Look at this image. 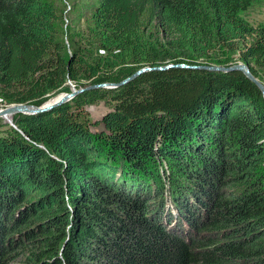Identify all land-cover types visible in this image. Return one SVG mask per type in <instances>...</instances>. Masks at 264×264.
I'll return each mask as SVG.
<instances>
[{
	"label": "trees",
	"instance_id": "obj_1",
	"mask_svg": "<svg viewBox=\"0 0 264 264\" xmlns=\"http://www.w3.org/2000/svg\"><path fill=\"white\" fill-rule=\"evenodd\" d=\"M251 1L98 0L106 55L89 63L52 3L0 0V99L41 106L81 76L118 83L169 64L171 49L202 58L192 65L241 61L264 84V28L241 16ZM154 24L166 47L145 36ZM104 92L112 104L91 119L81 103ZM12 121L0 264L17 243L34 244L28 264H264V97L242 71H145Z\"/></svg>",
	"mask_w": 264,
	"mask_h": 264
},
{
	"label": "rangeland",
	"instance_id": "obj_2",
	"mask_svg": "<svg viewBox=\"0 0 264 264\" xmlns=\"http://www.w3.org/2000/svg\"><path fill=\"white\" fill-rule=\"evenodd\" d=\"M47 1L52 3L58 9V11L61 14V19L58 21V25L62 29H64L65 34L69 33V35L72 36V38L76 42L75 43L76 45L81 46L84 52V55L89 63H92L106 55V51L100 47V44L98 43L96 39L94 26L91 21V16L93 12L95 11V5L98 2V0H69V1L68 0H47ZM73 3L74 5L70 9V6ZM73 8H78V11L76 10L75 12L72 11ZM77 14H79L77 16V21L70 22V20L72 19V16L77 15ZM241 16L249 24H251L253 28H256V29L264 28V0H252L248 9L244 11L241 14ZM66 27L67 29L68 28L69 29L71 28V29L66 30ZM145 36L148 37L149 39L157 38L158 43H160V45L164 47L167 46V38L161 33L159 27L155 24L151 28H146ZM255 36H256V33H252L250 36L247 37V42H252L255 39ZM169 56H171L172 60H166L164 61V63L165 62L167 63L168 61H170V63H173V62L190 63V62H202L203 61L202 58L196 57L194 53L187 51V50L179 51L177 49H171ZM237 62H241V61L237 60ZM142 64L143 63L139 64V66ZM89 86H91V84H89V81H86L85 78L81 76L80 81L77 83H72L70 81H67L66 85L62 87L54 95V97L62 96L65 93H69L73 88L77 90V89H81V88L83 89ZM113 88H116V86L110 87V89H113ZM94 89L95 88H89V89H86L85 92L90 91L92 93V90ZM104 93H106L105 97L102 94H96V95H92L89 99L84 100L81 103L82 108L84 109V113L87 116H89L91 119L92 118L94 120L101 119V117L105 114L107 109L111 106L112 104L111 94L107 92H104ZM6 105H11V104H6L4 101L0 99V108L5 107ZM13 115L14 114L9 115L8 120L3 117H0V134L1 135H5L6 132L10 131V129L13 127L15 129L20 130V128L16 126L12 121ZM30 192H32L33 194L34 190H31ZM37 198H39V196ZM30 200L31 199L27 197V199H25V203L29 202ZM32 201H35V198H32ZM19 203H22V202H19ZM68 207L70 209V204H68ZM25 209L26 208H24V210ZM40 210L41 209L39 207L37 212H39ZM27 246H34V244L29 243L28 245H25V246H22L19 243L15 244L13 248L11 249L10 253L8 254V256L6 257V259H4V261L1 264H28L26 263L27 259L32 258V257L28 254V252L25 249Z\"/></svg>",
	"mask_w": 264,
	"mask_h": 264
},
{
	"label": "water",
	"instance_id": "obj_3",
	"mask_svg": "<svg viewBox=\"0 0 264 264\" xmlns=\"http://www.w3.org/2000/svg\"><path fill=\"white\" fill-rule=\"evenodd\" d=\"M167 68H184V69H205L208 71H232V70H239L242 71L245 76L250 79L252 82H254L259 90L261 91L263 97H264V84L260 82L254 75L250 72V69L248 66L242 62H237L235 64L229 65V66H222V65H192V64H187L184 62H179V63H169L166 65H159V66H153V67H142L135 71L132 75L129 77L125 78L124 80L118 82V83H99L95 85H91L86 88H81L75 90L74 88L69 92L65 93L62 96H56L49 101L45 102L41 106H35L32 104H24V103H18V104H11V105H6L3 108H0V117L6 116V115H11V114H16V113H23V114H32L36 112H41L44 110H48L52 108L55 105H58L60 103H64L71 98H73L76 94L85 91L86 89L89 88H110V87H117L120 85H123L124 83L134 79L136 76L139 74L145 72V71H150V70H164Z\"/></svg>",
	"mask_w": 264,
	"mask_h": 264
},
{
	"label": "bare ground",
	"instance_id": "obj_4",
	"mask_svg": "<svg viewBox=\"0 0 264 264\" xmlns=\"http://www.w3.org/2000/svg\"><path fill=\"white\" fill-rule=\"evenodd\" d=\"M8 116H9V115L2 116V117L8 120V118H9Z\"/></svg>",
	"mask_w": 264,
	"mask_h": 264
}]
</instances>
